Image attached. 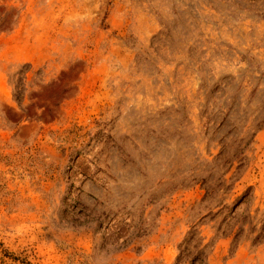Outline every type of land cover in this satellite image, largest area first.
<instances>
[{
    "label": "rangeland",
    "instance_id": "rangeland-1",
    "mask_svg": "<svg viewBox=\"0 0 264 264\" xmlns=\"http://www.w3.org/2000/svg\"><path fill=\"white\" fill-rule=\"evenodd\" d=\"M0 264H264V0H0Z\"/></svg>",
    "mask_w": 264,
    "mask_h": 264
}]
</instances>
